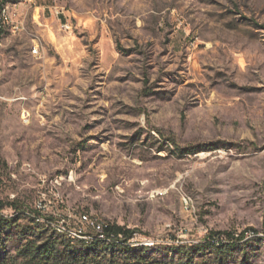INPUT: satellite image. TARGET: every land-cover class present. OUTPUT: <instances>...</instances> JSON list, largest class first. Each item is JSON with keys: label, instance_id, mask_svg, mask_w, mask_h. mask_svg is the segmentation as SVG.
Segmentation results:
<instances>
[{"label": "rangeland", "instance_id": "374dc122", "mask_svg": "<svg viewBox=\"0 0 264 264\" xmlns=\"http://www.w3.org/2000/svg\"><path fill=\"white\" fill-rule=\"evenodd\" d=\"M3 8L4 217L75 249L93 221L174 263L264 264V0Z\"/></svg>", "mask_w": 264, "mask_h": 264}, {"label": "trees", "instance_id": "16d2710c", "mask_svg": "<svg viewBox=\"0 0 264 264\" xmlns=\"http://www.w3.org/2000/svg\"><path fill=\"white\" fill-rule=\"evenodd\" d=\"M1 32L0 19V34ZM5 206L0 200V264H189L187 260L174 263L173 259L169 261L164 257L159 258L143 249H131L126 243L133 237L134 231L117 224L101 223V230H97L96 234L78 229V234L87 238L78 239L77 242L82 243V247L75 249L71 245L73 241L66 239L65 235L53 232L52 235L45 236L39 228L33 227V223H18V216L4 217L1 211ZM7 227L10 231L5 233ZM89 228L96 229L92 225ZM11 236L16 239L13 251L5 247ZM244 236L245 232H242L238 238L242 239Z\"/></svg>", "mask_w": 264, "mask_h": 264}, {"label": "built area", "instance_id": "2783aa9c", "mask_svg": "<svg viewBox=\"0 0 264 264\" xmlns=\"http://www.w3.org/2000/svg\"><path fill=\"white\" fill-rule=\"evenodd\" d=\"M4 9L5 8H3L0 12H4ZM85 220H87V218H84ZM89 224H91L92 226H94L98 231H100L101 230V225L100 224H98V223H95V222H93V221H87Z\"/></svg>", "mask_w": 264, "mask_h": 264}, {"label": "bare ground", "instance_id": "6f19581e", "mask_svg": "<svg viewBox=\"0 0 264 264\" xmlns=\"http://www.w3.org/2000/svg\"><path fill=\"white\" fill-rule=\"evenodd\" d=\"M2 15H4V13H2ZM2 15H1V16H2ZM1 16H0V18H1Z\"/></svg>", "mask_w": 264, "mask_h": 264}]
</instances>
